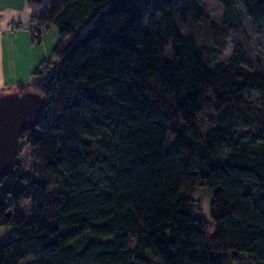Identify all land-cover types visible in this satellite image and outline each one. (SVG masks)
Here are the masks:
<instances>
[{
	"label": "trees",
	"instance_id": "trees-1",
	"mask_svg": "<svg viewBox=\"0 0 264 264\" xmlns=\"http://www.w3.org/2000/svg\"><path fill=\"white\" fill-rule=\"evenodd\" d=\"M27 1L32 42L59 39L18 89L44 106L0 178V264L264 261V73L240 44L216 61L239 7L264 30V0H215L220 24L202 0ZM204 187L211 220L195 215Z\"/></svg>",
	"mask_w": 264,
	"mask_h": 264
},
{
	"label": "crops",
	"instance_id": "crops-1",
	"mask_svg": "<svg viewBox=\"0 0 264 264\" xmlns=\"http://www.w3.org/2000/svg\"><path fill=\"white\" fill-rule=\"evenodd\" d=\"M31 14L27 0H0V95L38 80L37 70L51 58L59 39L57 27L53 31L51 26L42 33L41 42L34 44Z\"/></svg>",
	"mask_w": 264,
	"mask_h": 264
},
{
	"label": "rangeland",
	"instance_id": "rangeland-1",
	"mask_svg": "<svg viewBox=\"0 0 264 264\" xmlns=\"http://www.w3.org/2000/svg\"><path fill=\"white\" fill-rule=\"evenodd\" d=\"M204 2L206 11L211 21H214L218 24L222 23L224 16V8L223 6L216 2L215 0H202ZM239 11L242 19V27L236 34H229L226 37V43L222 52L218 53L216 58L217 62H228L229 58L232 55L233 49L235 45L240 44L244 47L250 64L254 66V68L260 69L264 73V30L258 31L256 27L252 24L244 10L239 7ZM16 25H12V28L15 29ZM53 26V31L55 30ZM207 34V42L209 45L216 44V38L209 33V29L204 30ZM33 35V32H32ZM211 37V39H210ZM56 58H49L45 60L41 66L46 67V69H50L54 63ZM52 65V66H51ZM41 69V68H40ZM30 91V90H28ZM251 99L258 105L264 103V93H251ZM30 148L25 140L22 144L21 152L18 155V161L20 165H23L25 168L30 164ZM213 195V191L210 188L204 187L197 191L196 200L199 205V209L196 212L197 217H202L207 220H211L210 216V201ZM18 209L25 216L31 218V207L29 202H25L20 204ZM12 228L10 226H5L0 229V238H3L5 235L10 233L9 231ZM213 231V228H211ZM32 259H28L22 264H31ZM232 264H264V261H254L249 258L248 255L245 254H237L234 258H231Z\"/></svg>",
	"mask_w": 264,
	"mask_h": 264
},
{
	"label": "water",
	"instance_id": "water-1",
	"mask_svg": "<svg viewBox=\"0 0 264 264\" xmlns=\"http://www.w3.org/2000/svg\"><path fill=\"white\" fill-rule=\"evenodd\" d=\"M44 98L32 91L0 95V178L10 169L20 147V135L37 121Z\"/></svg>",
	"mask_w": 264,
	"mask_h": 264
},
{
	"label": "built area",
	"instance_id": "built-area-1",
	"mask_svg": "<svg viewBox=\"0 0 264 264\" xmlns=\"http://www.w3.org/2000/svg\"><path fill=\"white\" fill-rule=\"evenodd\" d=\"M43 31H44V30H43L42 28H39V29L37 30V33H41V32L43 33ZM37 33H36V35H37ZM51 66H52V65H51ZM40 68L42 69V68H46V67L41 66Z\"/></svg>",
	"mask_w": 264,
	"mask_h": 264
}]
</instances>
